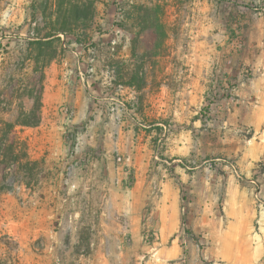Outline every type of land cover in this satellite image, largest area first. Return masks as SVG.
<instances>
[{"label": "rangeland", "instance_id": "rangeland-1", "mask_svg": "<svg viewBox=\"0 0 264 264\" xmlns=\"http://www.w3.org/2000/svg\"><path fill=\"white\" fill-rule=\"evenodd\" d=\"M45 2L0 0V120L32 106L42 63L30 41L45 27ZM58 2L72 31L43 69L41 124L16 128L30 159L47 168L38 185L0 196V264L159 262L161 239L148 246L143 233L164 184L167 200L178 189L190 200L196 172L221 181L224 193L228 175L243 185L256 179L246 180L226 149L242 154L264 102V0H50L48 12ZM76 4L87 18L74 25ZM90 200H150L140 236L126 232L112 248Z\"/></svg>", "mask_w": 264, "mask_h": 264}, {"label": "crops", "instance_id": "crops-1", "mask_svg": "<svg viewBox=\"0 0 264 264\" xmlns=\"http://www.w3.org/2000/svg\"><path fill=\"white\" fill-rule=\"evenodd\" d=\"M79 102L78 98L75 105H79ZM259 108L250 129V140L242 154L239 153L240 148L226 150L237 153L246 180L256 175L255 180L264 183V171H260V167L264 168V102ZM230 115L233 121H240L238 110L233 108ZM234 139L229 138L228 141ZM202 173L196 172L188 177L192 195L190 200L181 196L179 189L175 190L173 200H167L166 184L162 199L152 200L157 207H153L146 225L157 226L161 237L158 249L160 260L152 264H183L187 260L189 264H264V207L257 203L256 186L252 182L255 180L243 185L240 180L228 175V186L224 193L221 181L214 185L210 177L205 176L206 172ZM211 177H215V174ZM168 187L173 188L170 184ZM148 201L90 200L87 209L89 211L95 207L93 212L96 214L97 228L112 238V248L115 246L117 249L121 247V237L126 232L132 238H138L142 233L145 225L143 210ZM183 204L188 211L186 236H183L185 224L181 215ZM81 213L76 211L73 215L78 218ZM92 263L110 264L96 260Z\"/></svg>", "mask_w": 264, "mask_h": 264}, {"label": "trees", "instance_id": "trees-1", "mask_svg": "<svg viewBox=\"0 0 264 264\" xmlns=\"http://www.w3.org/2000/svg\"><path fill=\"white\" fill-rule=\"evenodd\" d=\"M50 0H46L43 7V23L44 28L37 33L30 43L39 50L37 58L38 63H42L40 68V75L34 86L28 90V97L32 100V106L29 110L21 107L20 112L14 122L0 120V196L7 192H13L15 185L25 184L27 187L38 185L41 181V175L45 172L47 165L45 159L31 160L27 151V144L16 134V128L27 127L34 128L41 124V109H42V92L44 89V68L59 56L58 42L59 35H67L72 31V26H67L62 23V10L64 6L57 3L56 9L50 8L48 12ZM42 7V6H41ZM49 9V8H48ZM73 21L74 25L79 23L81 18H84L81 12L80 4L73 6ZM35 12L41 11L40 7H35ZM47 10V11H46ZM87 16L85 17V19ZM43 31V32H42ZM87 36L82 33L77 35V42L82 43L81 36ZM120 75V72H119ZM132 79L136 81L137 75H133ZM129 86L134 83L130 82ZM264 168H262V172ZM34 184V185H33ZM183 224H186L184 221Z\"/></svg>", "mask_w": 264, "mask_h": 264}, {"label": "built area", "instance_id": "built-area-1", "mask_svg": "<svg viewBox=\"0 0 264 264\" xmlns=\"http://www.w3.org/2000/svg\"><path fill=\"white\" fill-rule=\"evenodd\" d=\"M60 38L62 37V39H64V35L61 34L59 35ZM64 47L67 48L66 44L64 43ZM78 56V54H76ZM78 69H79V76L80 79L82 81H84V83L86 84L87 87L90 88V85L87 81H85V76H86V72L85 70L83 71L81 68V62L80 60H78ZM62 110L65 114H69L70 112V107L68 106H64L62 107ZM68 119H70V117H68ZM253 184L256 186V191H255V196L257 199V203L260 207H264V196L263 194V190L261 188V185L258 183L257 180L252 181ZM161 237H160V232L157 226H153L150 225L147 226V228L145 229L144 233H143V240L145 242V244H147L148 246H155L156 244L159 243Z\"/></svg>", "mask_w": 264, "mask_h": 264}]
</instances>
